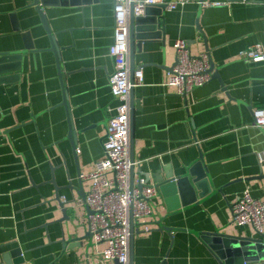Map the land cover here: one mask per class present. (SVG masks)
<instances>
[{
  "label": "crops",
  "instance_id": "crops-1",
  "mask_svg": "<svg viewBox=\"0 0 264 264\" xmlns=\"http://www.w3.org/2000/svg\"><path fill=\"white\" fill-rule=\"evenodd\" d=\"M113 5L44 0L46 30L34 0H0V57L9 55L0 58V264L13 250L20 251L9 257L16 264H112L101 254L107 244L87 235L77 189L82 183L89 190L79 175L102 158L106 109L117 104L108 81ZM146 16L158 20L165 41H142L134 52V68L143 72V84L132 90L134 160L151 183L158 174L164 182L188 176L194 184L200 175L206 183L194 195L183 188L172 199L160 193L152 200L154 215L134 225L133 264H224L202 235L264 239V229L238 225L231 214L246 189L264 200V131L253 125V110L264 107V62L240 56L264 46V0H189ZM177 40L192 55L207 53L218 75L187 96L167 83ZM56 193L61 203L76 200L70 220L60 222Z\"/></svg>",
  "mask_w": 264,
  "mask_h": 264
},
{
  "label": "built area",
  "instance_id": "built-area-1",
  "mask_svg": "<svg viewBox=\"0 0 264 264\" xmlns=\"http://www.w3.org/2000/svg\"><path fill=\"white\" fill-rule=\"evenodd\" d=\"M189 0H114V40L109 47L114 70L109 76V89L117 104L106 109V135L103 156L92 172L80 174L89 180V190L82 200L87 208V231L94 242H105L102 257L112 264H129L130 219L138 225L154 215L152 200L159 187L140 173L141 161L129 157L130 91L143 84L141 68L130 74L129 17L143 15L146 8L165 4L166 10L183 7ZM202 7L220 2L198 1ZM176 60L168 84L178 95L187 96L212 79L207 53L192 55L185 40L175 41ZM250 62H264V46L255 43L240 53ZM253 125L264 131V107L253 110ZM133 171V175H131ZM232 221L249 224L257 232L264 229V200L254 198L248 189L231 203ZM147 229V227L145 228Z\"/></svg>",
  "mask_w": 264,
  "mask_h": 264
},
{
  "label": "water",
  "instance_id": "water-1",
  "mask_svg": "<svg viewBox=\"0 0 264 264\" xmlns=\"http://www.w3.org/2000/svg\"><path fill=\"white\" fill-rule=\"evenodd\" d=\"M34 4L38 7V10L40 11V18L43 21V24L48 30L47 23L45 21V16L43 15V11L41 10V7L39 4L44 5V0H34ZM150 9H156L157 16L161 14L162 11L165 10V4L155 5V6H149L145 9L143 15L140 16H134L132 13H130L129 17V62H130V74L133 73L134 70V52L135 50L140 51L141 42L148 40V39H154V38H161L162 44H164V36H162L164 30L163 28L160 29L158 26V20L153 19L152 21L148 19L146 16L148 11ZM137 41V43H135ZM25 48H32V44L26 43ZM54 47H52L53 49ZM22 51H17L16 53H13L17 58L21 55ZM7 56V57H5ZM9 55L5 54L2 55L0 58H8ZM2 60V59H0ZM209 65L210 69L209 71L213 72L214 69V63L209 59ZM1 67V64H0ZM173 67V65H172ZM172 67L170 68L172 72ZM0 72H2V67L0 68ZM1 74V73H0ZM217 73L212 74V77L216 76ZM218 77V75L216 76ZM132 90L130 91V132H129V157L131 160H134L133 152H132V137H131V126H132V115H133V105H132ZM65 104V103H63ZM68 139L71 141H74V134L73 132H69ZM167 171V170H166ZM193 169L190 170V174L192 173ZM131 175H133V171H131ZM167 181L164 182V179L159 176L155 177V184L159 187V192L162 194L165 198H171L176 197L177 194H181L182 190L184 188L188 189L191 194L194 195L195 189H198L200 185L206 183V181L200 175H196L195 180H193L194 184H191L189 182L188 176L178 177L174 179L172 175H167ZM147 180L150 181V177L147 176ZM202 192L204 191L201 189ZM208 190V189H207ZM77 194L84 199L86 195V191L84 190V187L82 183H79V187L77 189ZM203 193L200 195L202 196ZM59 202L58 193H56V198ZM76 200L71 198L68 201L65 202H59V206L62 209L63 218L60 220H70L69 211L70 208L68 205H71V203H75ZM139 230L135 229L134 223L132 218L130 219V240H129V264H133V240H134V234L138 233ZM87 235H90V233L87 231ZM202 240L210 247V249L216 254L218 259L222 261L224 264H244L250 261L254 260H264V237L261 239L256 238H248V237H238V236H231L227 234H222L219 232H214L210 234H204L201 236ZM19 250H13L11 253H7V255L3 256V261L5 264H16V262L12 263V261H9V257L11 255H14L12 253H15V255H19ZM260 253V254H259ZM256 254V255H255ZM244 255V256H243Z\"/></svg>",
  "mask_w": 264,
  "mask_h": 264
}]
</instances>
